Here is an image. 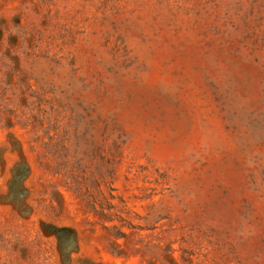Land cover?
Returning <instances> with one entry per match:
<instances>
[{"label":"rangeland","instance_id":"374dc122","mask_svg":"<svg viewBox=\"0 0 264 264\" xmlns=\"http://www.w3.org/2000/svg\"><path fill=\"white\" fill-rule=\"evenodd\" d=\"M0 264H264V0H0Z\"/></svg>","mask_w":264,"mask_h":264}]
</instances>
